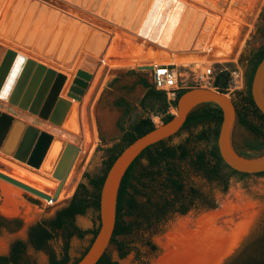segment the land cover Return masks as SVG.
I'll return each instance as SVG.
<instances>
[{
  "label": "rangeland",
  "instance_id": "374dc122",
  "mask_svg": "<svg viewBox=\"0 0 264 264\" xmlns=\"http://www.w3.org/2000/svg\"><path fill=\"white\" fill-rule=\"evenodd\" d=\"M37 1L51 9L56 8L61 12L68 13L70 16L69 20L76 19L87 23L91 29L101 30L102 33L108 35V38H106L100 57H95L81 45L74 56L71 69L69 68V70L63 65L61 66L62 63H58L47 56L50 51L56 55L61 50L68 35V24L61 27L58 20L49 23L47 17L37 24L35 15H31L28 12V6L19 10V1L0 0V45L37 63H42V65H46L57 73H62L66 76L67 81H65L60 91V97L74 104H72L66 116L67 119H65L66 121L64 120L62 125L61 129L64 134H54L55 138H53L52 142L55 144L59 142L57 145L61 144L62 146L66 142L81 146V148L87 146V151L78 162L76 177L69 184L67 192L61 198L59 194L58 199L51 204L0 180V219L2 221L0 226V257L7 256L12 243L16 240H21L26 243V250L21 260L22 264H49L48 251H52L59 258L62 255L65 243H67L70 262H74L88 247L91 231L98 227L99 216L97 212L88 209L84 215L76 216L74 226L84 233L82 237L74 234L67 240L64 232L58 231L54 233V237L47 244L46 249L42 250H36L27 244L28 228L37 222L51 219L57 210L67 204L80 183H83L87 190L93 193V188L90 186L86 175L97 179L104 174L107 161L115 153V149L122 144L124 131L128 130L134 122L149 114L152 121H154V125H156L155 122H158L157 125L161 124L159 117L154 116L152 113H145L139 106V102L145 93V88L140 80L144 79L149 84H152V78L150 71H142L138 67L145 65L143 63H146L153 53L160 51L161 47L158 46V43L165 44L167 42L168 28L173 24L171 21L175 17L177 18L180 5L191 8H194V6L201 7L210 13H215V10L207 7L201 0H171L172 4L169 2L170 0ZM245 4L249 5L251 10L256 9L258 5L259 11L240 58L237 62L215 65L205 59L194 64L188 62V64L176 65L180 70L182 80L186 81L184 82L185 88L183 90L198 87L217 91L218 89L213 87L214 83L218 79L219 74L225 73L224 79L227 80V86L224 89L225 95L234 104L239 105L243 102L248 94V81L258 55L257 52L264 48V0H245ZM152 16H154V19L158 17L161 23L154 26L153 22L151 23ZM15 17H17V21L12 27V21ZM212 18L215 19L214 26L222 23L220 17L212 15ZM6 19L7 21L5 22ZM3 22H5V25H3ZM148 23L150 27L152 26V31H155L154 34L151 33L155 39L140 34L142 27ZM35 25L37 26L35 27ZM178 25L175 26V30ZM214 26L211 25L212 31ZM207 28L210 27L208 26ZM45 31L47 32L46 40L39 42L41 34ZM211 32L206 35L207 39L202 49H205V52L209 50L208 38L211 37ZM17 33H21L20 37L18 36L19 38H17ZM32 33L33 39L28 48L25 43L28 35ZM157 33L159 34L158 39H156ZM189 33L190 27L185 33V43H188L186 38H188ZM17 39L20 42H17ZM148 39H152V41ZM70 40L66 53L72 47L74 37ZM86 58L92 62L94 61L91 69L83 66L87 64ZM208 66H211L213 71V82L208 86L196 85L193 81L195 72ZM234 70H239L242 77V80L236 83V87L231 84L230 78V73ZM78 71L90 74L91 78L86 82L87 85L84 88L81 100L75 102V100L67 97V93L70 87L74 86V80L78 78ZM72 93L74 94V92ZM120 100L127 104V111L118 104ZM14 107L17 108L16 106ZM172 107H174V103ZM173 110L176 111L175 107L170 109L168 106L169 114L174 115ZM45 126L46 128L40 125V129L50 132V129L57 125L46 122ZM212 128L211 124L198 125L188 131H182L179 137L174 138L173 142L177 143L186 137H194L201 130H211ZM65 134L68 137L64 138ZM36 141L35 138L25 137L20 147L16 146L18 148L17 151L30 154L33 151L31 147L33 149ZM260 141V139H256L254 135L242 128L238 124L237 119L235 120L231 133V145L234 151L239 155H251L249 158L263 156L264 150L252 152L245 147L246 144L256 145ZM214 144L216 145V142ZM142 163L145 165L144 161ZM181 169L185 174L184 196H187L191 187L197 191L193 205L188 211L185 214L171 212L163 222L153 223L148 229L134 231L128 236L117 237L116 241L123 243L126 247L125 256H120L121 253L114 244L108 247L107 256L112 261L118 262V264H154L165 254V249H168L166 243H168L169 236L176 230L180 231V226H184L186 223H194L201 217L209 215L216 217L215 214L220 212L223 201L237 196L242 200L247 199L249 200L248 202L253 204L252 211L254 210L256 217L249 236L250 242L247 240L249 245L242 246L230 261L228 260V264H231L237 256L247 257L248 253H251L250 255H253V257L257 255H263L264 257V174L232 173V169L224 168L219 180L207 181L196 173L187 170L185 164H181ZM0 171L15 178L17 172L25 173L33 179L28 184L41 188V190L50 195L56 189L53 186L55 178H53L51 173V175L48 174L50 176L44 175L35 168L1 152ZM35 180L45 181V183L42 187L36 186ZM1 185H9L19 191L13 201L8 202L7 207L11 211L8 214L4 211L6 198ZM139 200L143 201L142 198H139ZM130 220L131 218H126V221ZM165 244L166 247L164 249ZM170 249L169 247L168 250ZM254 249L256 250L254 251Z\"/></svg>",
  "mask_w": 264,
  "mask_h": 264
},
{
  "label": "water",
  "instance_id": "95a60500",
  "mask_svg": "<svg viewBox=\"0 0 264 264\" xmlns=\"http://www.w3.org/2000/svg\"><path fill=\"white\" fill-rule=\"evenodd\" d=\"M16 1H19V10L28 6V12L31 13V15H36L35 19L37 24H39L45 17L48 18L49 23L58 20L61 27L68 24V35L61 50L56 55H54L52 51L48 52L47 56L50 59L62 63L64 67L69 69L75 54L81 45H83V48L85 47L87 51H90L95 55V57H100L102 54L108 35L102 33L101 30L91 29L87 23L76 19L69 20L70 16L68 13L63 11L62 13L56 8L51 9L37 0ZM169 2L171 3V0ZM179 7L177 18L175 17L172 20L178 21L177 24L179 25L176 28L175 34V37L178 36V38L185 35L186 30L189 28L191 15L195 11L194 8L191 7H185L183 5H180ZM36 9L38 14H35ZM6 21L7 19L5 22ZM16 21L17 17L13 19L12 27H14ZM5 22H3V25H5ZM171 25L168 28L169 33L171 32L170 29L173 27V25ZM36 26L37 25H35V27ZM147 26H150V24L148 23L146 26L142 27L141 31H144V29L146 30ZM154 32L155 31H152L153 34ZM20 34L21 33H17V38L20 37ZM91 35H96L101 40V46L98 48V53L90 49L89 42ZM72 37H74L72 47L66 53ZM46 38L47 32L45 31L41 34L39 42L45 41ZM78 38L80 39L79 42H77ZM178 38L173 41L178 42ZM32 39L33 33L27 37L25 44L28 48ZM85 39L86 42L84 43ZM148 40L152 41V39ZM204 40L205 38L200 37L199 41L194 45L196 46L194 47V50H201ZM16 41L20 42L18 39ZM158 46L161 48L166 46L172 47V43H158ZM138 69L142 71H151L152 65H143L138 67ZM77 77L81 79L76 78L73 84L82 85V83H84L81 93L82 96L84 88L87 85L86 82L90 80L91 77L90 74L82 71L77 72ZM65 80L66 76L64 74L57 73L54 69L42 65V63H37L32 59H28L27 57L17 54L15 51L0 45V152L2 154L25 163L32 168L38 169L40 167V164L49 149L51 135L47 131L41 130L38 127L35 128L34 126H39V124L44 122L53 123L58 127L63 125L64 120L67 119L66 113H68L67 111L68 109L70 110L72 105L67 99L59 96L60 90L58 89L63 86ZM80 81H82V83H79ZM250 95L257 109L264 115V57L260 60L254 70L250 83ZM67 96L69 97V94H67ZM80 100L81 97L79 98V101ZM205 103L216 105L222 112V121L218 129L216 146L223 163L233 171L239 173L257 174L264 172V155L257 158H249L239 155L232 148L231 133L236 120V111L232 100L225 94L212 89L198 87L191 88L177 99L175 114L172 115V118L168 122L161 123L155 126L151 131L137 137L127 145L112 162L104 176L99 192V222L97 233L89 244L87 250L75 264H96L108 250L115 225L118 189L121 179L131 163L147 147L175 135L181 129L188 114L197 106ZM48 105L52 106V113L49 114V119L47 120V116L42 115V113ZM56 113L62 114L61 118L58 120L55 119ZM20 125H22V131L21 133L19 132L18 137L14 139V142H17L18 144L20 139H23V137L25 138L28 134L33 132L34 138L39 141V144H42L39 160L34 161L29 154H27V156L26 154H20L16 147L9 151L6 149L11 133L18 130ZM77 151L78 148L74 145L69 143L64 144V149L52 173L53 177L60 180L52 196L24 185L1 172L0 179L21 188L31 195L45 199L46 201H56L75 160ZM33 152L35 153V148Z\"/></svg>",
  "mask_w": 264,
  "mask_h": 264
},
{
  "label": "trees",
  "instance_id": "16d2710c",
  "mask_svg": "<svg viewBox=\"0 0 264 264\" xmlns=\"http://www.w3.org/2000/svg\"><path fill=\"white\" fill-rule=\"evenodd\" d=\"M251 75L248 81V94L239 105L234 104L238 124L246 131L260 139L259 144H246L247 150L260 152L264 150V115L255 106L250 95V82L254 70L260 60L264 57V48L257 52ZM225 73L219 74L214 83L218 92L225 94L227 80ZM145 93L139 102V106L145 113H152L160 118L161 123L168 122L172 115L168 113V103L165 94L157 91L152 84L141 79ZM189 90V89H188ZM187 90L179 91L174 102L176 107L177 99ZM119 105L127 111V104L120 100ZM222 121V112L214 104L205 103L193 109L185 119L181 129L172 137L147 147L131 163L124 173L118 189L116 203V217L111 244L117 246L120 256H125V245L116 241L117 237L131 235L134 231L150 228L153 223L163 222L171 212L185 214L193 205L197 191L192 187L185 193V174L181 164H185L187 170L196 173L207 181H216L226 166L214 144L218 137V129ZM212 125L211 130L204 129L194 137H186L182 141L174 143V138L179 137L182 131H188L198 125ZM149 114L134 122L128 130L124 131L122 144L115 149V153L109 158L105 165L104 174L100 178H90V186L93 193H90L83 183H80L67 204L56 211L54 216L43 222L31 225L27 231V244L36 250L46 249L47 244L53 239L54 233L64 232L65 238L69 240L74 234L82 237L83 232L74 226V220L78 215H84L88 209L98 213L99 192L104 176L115 160L117 155L137 137L154 129ZM213 142V144H211ZM247 157L251 155L241 154ZM145 162V165L142 162ZM237 173L236 171H231ZM258 173V175H262ZM142 198L143 201H140ZM126 218H131L126 221ZM2 221L0 219V226ZM98 228L91 231V241L95 237ZM67 243L63 248L62 255L58 258L52 251H48L49 264H75L87 250L74 262H70ZM89 246V245H88ZM153 249H155L153 247ZM257 249V247H256ZM254 249V251L256 250ZM26 250V243L16 240L12 243L7 256L0 257V264H22L21 260ZM247 257H235L231 264H264L263 255ZM96 264H118L112 261L106 253Z\"/></svg>",
  "mask_w": 264,
  "mask_h": 264
},
{
  "label": "crops",
  "instance_id": "0c3cea01",
  "mask_svg": "<svg viewBox=\"0 0 264 264\" xmlns=\"http://www.w3.org/2000/svg\"><path fill=\"white\" fill-rule=\"evenodd\" d=\"M201 1L202 3H205L207 7L214 9L215 13H210L201 7L194 6L195 11L191 15L189 24V27L192 28L187 38L188 43L184 44L186 41L184 40L185 35L180 38H178V36L175 37L176 30L175 28H172L171 32L174 35L173 40H177L178 38L179 41L175 43L173 41L172 47L166 46L159 49L160 51L153 53L147 62L143 64L179 66L188 64V62L194 64L203 59L208 60L213 65L237 62L256 21L259 6L257 5L256 9L251 10L249 5L247 6L245 4V0ZM212 15L220 17L222 23L214 26V30L211 32V37L208 38L210 45L208 47L209 50L207 49L208 52H205V50H194V45L199 41L200 37L206 38V35L209 34L210 28L207 27L209 22L211 20L213 21ZM169 41L170 33L167 37V43L171 44ZM248 201L249 200L247 199L242 200L237 196L228 198L223 201L224 204L222 203L220 209H224H221L219 213H216V217H212L210 215L201 217L194 223H186L187 225L183 226V229L182 226L179 227L182 233H191L193 236L196 232H204L203 235L200 233V239L207 236L206 240L205 238L202 239L203 243L206 241L203 245L201 243L196 244V246H199V250L195 254L194 252L192 253L194 255H192L193 257L191 256L192 260L189 257V263H187V261L184 263L228 264L233 255L236 254L242 246H245L250 242L249 236L251 229H253L252 227L254 226L256 216L254 215V210L252 211V208L254 207L253 204ZM201 219L202 221H200ZM186 227L188 228L185 229ZM172 236H170L168 241L172 240ZM197 242L201 241L199 240ZM203 246L208 249H204ZM165 247L166 244L164 245V249ZM214 247L217 249L213 250ZM165 250V254L162 255L154 264L163 263L162 258H164L163 261H165L167 258L166 256L168 255L167 253L169 252V250ZM216 250L217 252H215ZM193 259L197 260L195 261Z\"/></svg>",
  "mask_w": 264,
  "mask_h": 264
},
{
  "label": "bare ground",
  "instance_id": "6f19581e",
  "mask_svg": "<svg viewBox=\"0 0 264 264\" xmlns=\"http://www.w3.org/2000/svg\"><path fill=\"white\" fill-rule=\"evenodd\" d=\"M7 4V3H6ZM168 7V6H167ZM35 9V8H34ZM199 10V9H198ZM35 14H38V11H37V9H36V13ZM36 16V15H35ZM167 17V16H166ZM168 19V18H167ZM63 21H65L64 19H62ZM207 20V19H206ZM208 21H210V20H208ZM153 22V23H152ZM177 20H175V21H172V25H173V29L175 28V26H176V24H177ZM215 22V19L213 18V21L211 20L210 22H209V24H208V26L210 27V31H209V34H210V32L212 31V27H211V25L212 26H214V23ZM151 23L154 25V26H157V25H159L161 22H160V19L158 18V17H156L155 19H154V16H152L151 17ZM171 25V26H172ZM162 26V25H161ZM152 27V26H151ZM150 26H147V29L145 30L144 29V31L142 30L141 32H140V34L142 35V36H145V37H150V38H154L153 36H152V28H151ZM172 28L170 29V30H172ZM149 31V32H148ZM208 34V35H209ZM158 37H159V34L157 35V37H156V39H158ZM173 37H174V35H173V33L172 32H170V41L169 42H171V43H173ZM206 39H207V36H206V38H205V40H204V42L206 41ZM80 41V39L78 38L77 39V42H79ZM204 42L202 43V48H201V50L203 49V46H204ZM174 43H175V41H174ZM168 44V43H167ZM170 44V43H169ZM184 44H185V42H184ZM89 45H90V49L91 50H93V51H95V52H99V50H98V48H99V46H101V40L98 38V36H96V35H91V38H90V42H89ZM194 47H196V46H194ZM200 50V49H199ZM205 50V49H204ZM200 53H202V52H200ZM223 55V54H222ZM221 57V56H220ZM178 59V58H177ZM173 61V60H172ZM86 65H83L84 66V68H87V69H91V66H92V64L94 63V61L92 62L90 59H88V58H86ZM175 63V62H174ZM61 66H62V64H61ZM90 66V67H89ZM209 67V66H208ZM73 68V67H72ZM71 69V68H70ZM69 69V70H70ZM65 81H67V80H65ZM65 83V82H64ZM79 83H82V81H80ZM64 85V84H63ZM83 86H84V83H82V85L81 84H77V85H74V87H71L68 91V93L67 94H69V98H71V99H73V100H75V102H79V98L81 97V93H82V89H83ZM63 87V86H62ZM62 87L60 88V89H58V90H60L61 91V89H62ZM60 91H59V96H60ZM72 92H74V94L72 93ZM68 97V96H67ZM72 104H74V103H72ZM51 105H48L47 107H46V109L43 111V113H42V115H44V116H47V120L49 119V114H51V112H52V109H51ZM71 107H72V105H71ZM73 107H75V106H73ZM70 108V107H69ZM76 108V107H75ZM74 109V108H73ZM70 110L68 109V111L67 112H69ZM66 114H68V113H66ZM173 114H175V111L173 110ZM56 115V117H55V119H60L61 118V115L62 114H58V113H56L55 114ZM74 116H75V113H74ZM155 120V119H154ZM156 123V126H157V123L158 122H155ZM66 124V123H65ZM29 125V124H28ZM40 125L42 126V127H44V128H46V122H44V123H41V124H39V126H34L35 128H39L40 129ZM159 125V124H158ZM72 126V125H71ZM54 128V129H53ZM53 128H51L50 129V132H48L50 135H51V139H50V141H51V143H50V146H49V149H48V151H47V153H46V155L44 156V158H43V160H42V162H41V164H40V169H36V170H38V172H42V174H52L53 173V171H54V169H55V167H56V165H57V163H58V161H59V158H60V155H61V153H62V151H63V149H64V145L62 146L61 144L60 145H57V144H55L54 142H52V140H53V138H55L54 137V134H59V135H61L62 133L64 134V132L62 131V126H60V127H58V126H53ZM21 131H22V125H20L19 126V129L18 130H16V131H14V132H12L11 133V136H10V138L8 139V142H7V145H6V149L9 151V150H12L14 147H16V146H18L19 145V147H20V144H21V142H23V140H24V137H23V139H20V142L17 144V142L15 143L14 142V139H16L17 137H18V134H19V132L21 133ZM27 136H29L31 139L32 138H34V133L33 132H31L30 134H28ZM26 136V137H27ZM72 136V135H71ZM13 137V138H12ZM65 137H68V135L67 134H65L64 135V138ZM73 137V136H72ZM28 140H29V138H28ZM62 140H64V139H62ZM62 140H59V141H62ZM73 140H75V139H73ZM13 141V142H12ZM32 141V140H31ZM39 141H36V143H35V145H36V147H35V145H34V147H33V149H32V147H31V150H33L34 151V148H35V153L33 152V151H31L30 152V156H31V158L34 160V161H37V160H39V156H40V153H41V149H42V144H39L38 143ZM64 142V141H63ZM27 143V142H26ZM29 143V142H28ZM66 143H69V142H66ZM39 144V145H38ZM69 144H71V145H74V144H72V143H69ZM29 145V144H28ZM75 147H77L78 148V151H77V155H76V157H75V160H74V162H73V164H72V167H71V169H70V171H69V173H68V176H67V178H66V180H65V182H64V184H63V186H62V188H61V190L62 191H60L61 193H59L60 194V198L63 196V195H65V193L67 192V190H68V186H69V184L74 180V178L76 177V174H77V166L79 165L78 164V162H79V160L83 157V155H84V153L87 151V146H84V147H82L81 148V146H76V145H74ZM22 148V147H21ZM38 148V149H37ZM23 149V148H22ZM21 149V150H22ZM30 149V148H29ZM28 152V151H27ZM20 154H21V152H20ZM27 154V153H26ZM22 155H24V153H22ZM33 155V156H32ZM27 156V155H26ZM1 173H3V174H5V175H7V176H9L10 178H12V179H14V180H17L18 182H20V183H22V184H24V185H27V186H29V187H32V188H34V189H36V190H38V191H40V192H42V193H44V194H46V195H49V196H52V195H50V194H47V193H45L43 190H41V188L39 189V188H36L35 186H31V184H28V183H31L32 181H33V179L32 178H30V176H28V175H26L25 173H20V172H17L16 174H15V176H16V178L15 177H13V176H10V175H8V174H6V173H4V172H2V171H0ZM50 174V175H51ZM50 175H48V176H50ZM18 178V179H17ZM45 178V177H44ZM53 178H55V177H53ZM55 179H57V178H55ZM55 179H54V182H53V186L54 187H57L58 186V184H59V182H60V180L59 179H57V181H55ZM1 180V179H0ZM53 180V179H52ZM3 181V180H2ZM5 182V181H4ZM7 183V182H6ZM45 183V181L43 182V181H41V180H35V185L36 186H40V187H42V185ZM48 183V182H47ZM8 184H10V183H8ZM49 184H50V182H49ZM10 185H12V184H10ZM12 186H14V185H12ZM1 187H2V191H3V194L5 195V200H6V203L4 204V206H5V208H4V211H5V213H9V212H11V211H9V209H8V202H11V201H13V199H14V197L19 193V191H17L14 187H16V186H14V187H11V186H9V185H1ZM16 188H18V187H16ZM18 189H20V190H22L21 188H18ZM24 191V190H23ZM55 191V190H54ZM24 192H26V191H24ZM33 196H35V195H33ZM59 196V195H58ZM37 197V196H36ZM38 198H40V197H38ZM40 199H42V198H40ZM58 199V198H57ZM43 200H45V199H43ZM46 201V200H45ZM50 202V203H49ZM48 203L49 204H51L52 203V201H48ZM227 205V204H226ZM224 207V206H223ZM237 207V206H236ZM221 209H224V208H221ZM229 209H230V207H229ZM204 220V219H203ZM200 221H202V219L200 220ZM204 223V222H203ZM185 225H187V224H185ZM184 225V226H185ZM200 226V225H199ZM181 227V226H180ZM188 227H186L185 229H187ZM203 228V227H202ZM182 229H183V225H182ZM179 230H180V228H179ZM195 230V229H194ZM184 232V231H183ZM191 232V231H190ZM202 232V231H201ZM200 232V233H201ZM197 233V232H196ZM194 234V236L191 234V233H182L181 231H175L174 232V234H173V236L172 235H170V236H172V240L171 241H168V243H166L167 245H168V249H169V247L171 248L170 250H169V252L167 253L168 255L165 257L166 259H165V261H163L164 260V258H162V262L163 263H161V264H185L184 262H186L187 261V263H189V257L191 258V256L193 255L192 253L194 252V254L199 250V246H196V244L197 243H201L202 245L206 242H202V239H204L205 238V240H206V237L204 236L203 238H199V236H200V233H197V234ZM204 234V232L203 233H201V235H203ZM169 236V237H170ZM186 237V238H185ZM168 239V238H167ZM169 240V239H168ZM201 241V242H197V241ZM223 241V240H222ZM225 241V240H224ZM201 247V246H200ZM204 247V246H203ZM218 247V246H217ZM206 247H204V249H205ZM167 249V248H166ZM167 249V250H168ZM203 249V248H202ZM206 249H208V248H206ZM215 249H217V248H213V250H215ZM222 249V248H221ZM219 251V250H218ZM210 252V251H209ZM215 252H217V250L215 251ZM221 252V251H220ZM199 253V252H198ZM206 253V252H205ZM208 254V253H207ZM215 254V253H214ZM213 254V255H214ZM200 255V254H199ZM202 255V254H201ZM211 255V254H210ZM212 255V256H213ZM194 256V255H193ZM192 256V257H193ZM211 256V257H212ZM199 257V256H198ZM201 257V256H200ZM191 260H192V258H191ZM193 260H197V259H193ZM206 260H208V259H206ZM160 262V261H159ZM191 262H193V261H191ZM198 263V262H197Z\"/></svg>",
  "mask_w": 264,
  "mask_h": 264
},
{
  "label": "built area",
  "instance_id": "2783aa9c",
  "mask_svg": "<svg viewBox=\"0 0 264 264\" xmlns=\"http://www.w3.org/2000/svg\"><path fill=\"white\" fill-rule=\"evenodd\" d=\"M150 73L153 87L165 94L169 108L173 109L172 104L175 102L178 92L185 88L184 82H186L182 80L179 68L176 65L154 64ZM230 78L231 84L236 87V83L242 80L240 71H232ZM193 81L199 86L210 85L213 82L211 66L196 71Z\"/></svg>",
  "mask_w": 264,
  "mask_h": 264
}]
</instances>
